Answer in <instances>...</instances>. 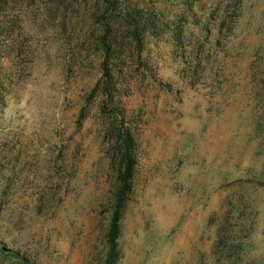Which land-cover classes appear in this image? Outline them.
I'll list each match as a JSON object with an SVG mask.
<instances>
[{
	"label": "rangeland",
	"instance_id": "rangeland-1",
	"mask_svg": "<svg viewBox=\"0 0 264 264\" xmlns=\"http://www.w3.org/2000/svg\"><path fill=\"white\" fill-rule=\"evenodd\" d=\"M130 1L168 11L165 21L178 2ZM17 2L32 54L23 62L30 74L5 97L0 123L1 233L24 264H97L114 182L111 140L95 103L76 123L97 77L89 47L95 0H77L66 30L44 21L37 7L44 0ZM243 7L225 47L217 38L219 77L203 58L195 70L167 29L159 41L148 37L151 72L131 68L124 101L137 165L121 218L120 264H218L215 232L240 194L253 226L248 256L264 258V188L255 181L264 174V86L249 75L264 0Z\"/></svg>",
	"mask_w": 264,
	"mask_h": 264
},
{
	"label": "trees",
	"instance_id": "trees-1",
	"mask_svg": "<svg viewBox=\"0 0 264 264\" xmlns=\"http://www.w3.org/2000/svg\"><path fill=\"white\" fill-rule=\"evenodd\" d=\"M19 0H0V123L7 107L5 97L11 95L21 83L25 72L30 74L24 60L32 54L30 38L21 34L19 10L23 3ZM177 7L164 20L165 14L153 3L130 0H95L91 14L90 33L93 54L97 57V77L92 88L83 96V104L77 125L81 126L88 105L95 103L104 138L111 140L114 182L111 202L108 206L109 219L103 233V252L97 264H120L121 218L133 189L135 167L137 165V142L127 117L124 101L127 80L132 74V66L140 65L148 69L145 56L151 37L159 41L161 32L167 29L169 40L175 48L187 50L193 57L195 70L206 62L208 73L219 77L221 68L219 53L223 50L218 41L223 35L225 47L228 32L234 30L243 16L246 0H177ZM209 3V4H208ZM33 2L26 5L30 6ZM77 0H44L38 5L43 11L44 21L58 20L66 30V17L76 11ZM24 12H26L24 10ZM255 28L258 46L250 68L254 80L261 76L264 86V10L259 12ZM258 14V13H257ZM164 17V19H162ZM252 19H249L251 22ZM222 28L225 29L223 32ZM193 31L194 33H191ZM21 32V33H20ZM227 34H224L226 33ZM215 38L214 40H212ZM207 51V52H206ZM204 57H201L204 54ZM18 60V64L15 63ZM151 72V69H148ZM223 69H221V72ZM196 73V71H194ZM264 91V88L259 91ZM258 188H264V174L255 180ZM244 194L238 197V206H233L228 216L217 228L220 247L216 252L218 264H264V258L249 255L250 236L253 229L248 218L249 203ZM2 197H0V203ZM40 202V200H39ZM41 202L39 203L40 206ZM1 214V212H0ZM26 259L17 251L7 247L0 229V264H24Z\"/></svg>",
	"mask_w": 264,
	"mask_h": 264
}]
</instances>
